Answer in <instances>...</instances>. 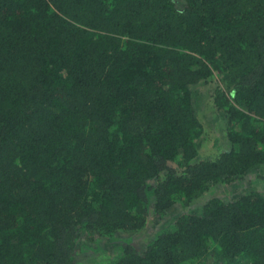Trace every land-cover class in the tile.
<instances>
[{"label": "trees", "instance_id": "trees-1", "mask_svg": "<svg viewBox=\"0 0 264 264\" xmlns=\"http://www.w3.org/2000/svg\"><path fill=\"white\" fill-rule=\"evenodd\" d=\"M210 84L227 127L201 158ZM259 167L264 0H0V264H77L150 217L106 264H264L263 175L191 208Z\"/></svg>", "mask_w": 264, "mask_h": 264}, {"label": "rangeland", "instance_id": "rangeland-1", "mask_svg": "<svg viewBox=\"0 0 264 264\" xmlns=\"http://www.w3.org/2000/svg\"><path fill=\"white\" fill-rule=\"evenodd\" d=\"M177 6L180 7V4L177 3ZM212 87L213 84L197 88L194 97V104L199 109L197 116L203 125V137L197 145L201 158H214L224 148L222 132L227 127L226 115L223 111L214 110L210 97ZM262 175L264 176V167H259L252 170L242 182L239 181L234 185H217L203 199L194 201L191 208L199 207L208 199H235L250 190L258 189L260 186L259 176ZM181 212L178 207H175L168 212L164 222ZM158 229V225L150 217L146 227L139 233H118L113 240H96L91 244L81 241L78 243L80 253L76 256L77 264L109 263L119 254L120 246L126 241L138 248H144ZM203 264H215L214 256H208Z\"/></svg>", "mask_w": 264, "mask_h": 264}]
</instances>
